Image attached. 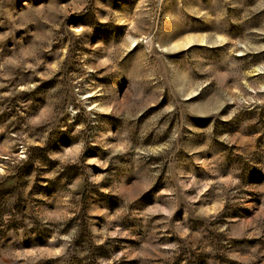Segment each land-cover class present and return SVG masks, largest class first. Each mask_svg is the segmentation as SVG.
Listing matches in <instances>:
<instances>
[{
	"label": "rangeland",
	"instance_id": "1",
	"mask_svg": "<svg viewBox=\"0 0 264 264\" xmlns=\"http://www.w3.org/2000/svg\"><path fill=\"white\" fill-rule=\"evenodd\" d=\"M0 264H264V0H0Z\"/></svg>",
	"mask_w": 264,
	"mask_h": 264
}]
</instances>
